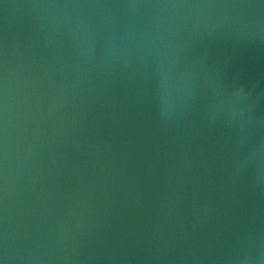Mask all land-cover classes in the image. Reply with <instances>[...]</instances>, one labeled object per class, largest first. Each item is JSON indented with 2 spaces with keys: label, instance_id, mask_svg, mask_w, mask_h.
Returning <instances> with one entry per match:
<instances>
[{
  "label": "water",
  "instance_id": "water-1",
  "mask_svg": "<svg viewBox=\"0 0 264 264\" xmlns=\"http://www.w3.org/2000/svg\"><path fill=\"white\" fill-rule=\"evenodd\" d=\"M0 264H264V0H0Z\"/></svg>",
  "mask_w": 264,
  "mask_h": 264
}]
</instances>
